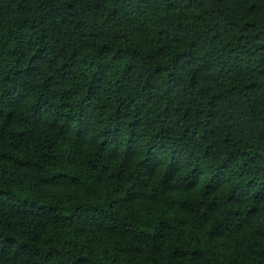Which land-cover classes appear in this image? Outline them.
I'll return each instance as SVG.
<instances>
[{
  "label": "trees",
  "instance_id": "obj_1",
  "mask_svg": "<svg viewBox=\"0 0 264 264\" xmlns=\"http://www.w3.org/2000/svg\"><path fill=\"white\" fill-rule=\"evenodd\" d=\"M0 264H264V0H0Z\"/></svg>",
  "mask_w": 264,
  "mask_h": 264
}]
</instances>
